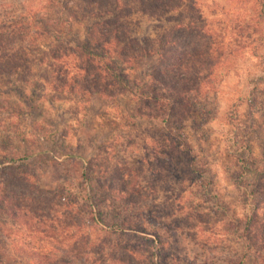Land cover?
<instances>
[{
	"label": "rangeland",
	"instance_id": "1",
	"mask_svg": "<svg viewBox=\"0 0 264 264\" xmlns=\"http://www.w3.org/2000/svg\"><path fill=\"white\" fill-rule=\"evenodd\" d=\"M194 2L200 32L175 40L163 60L156 55L163 46H154L146 70L164 75L152 83L148 106L141 91L120 93L73 58L68 73L60 71L44 54L56 44L51 39L23 53L1 45L0 163L22 172H0V189L28 212L15 225L0 219L1 264H62L61 257L113 264L109 257L126 245L138 254L129 264H146L151 254L157 264H264V181L255 207L239 189L244 160L264 177V43L232 44L237 21L255 29L253 0ZM45 6L0 0V22L42 16ZM75 19L65 37L79 57L74 47L89 21ZM128 22L135 38L156 39L154 19L135 13ZM79 68L87 77L77 76ZM134 80L141 88L146 73ZM100 88L108 94H96ZM122 197L136 223L129 233L111 226L124 214ZM91 199L101 220L84 207ZM249 229L257 244L246 238Z\"/></svg>",
	"mask_w": 264,
	"mask_h": 264
},
{
	"label": "trees",
	"instance_id": "2",
	"mask_svg": "<svg viewBox=\"0 0 264 264\" xmlns=\"http://www.w3.org/2000/svg\"><path fill=\"white\" fill-rule=\"evenodd\" d=\"M64 1L44 0L46 6L42 16L34 14L29 18L24 13H20L16 19L11 17L8 25L5 21H3V24L0 22V48H2L1 45L3 43L9 41L11 45H17L18 51L23 53L27 52L33 45H36L38 41L44 38L51 39L56 44L50 46V51H46L44 54L54 65L58 64L56 66H58L60 71L65 69V72L68 73L69 68L67 67L73 58V61L80 62L81 65L90 66L92 72L96 73V75L104 76L109 82L108 85L114 87L120 93L135 94L136 91H141L142 95L139 98L144 103V106H148L147 102L153 98L150 96L156 92L152 87V83L156 77L164 75V71L160 69L155 71H153L154 69L146 70L148 62L152 60L155 54L153 51L154 46H163L162 51L156 52L159 60H163L166 54L164 49H170L176 42L175 40H179L187 34L197 33L194 31L200 32L201 30L196 25L200 17L197 15L199 9H195L194 0L186 2L183 7L180 6V4L184 3L183 0H67L70 2L68 7L63 5ZM253 5L256 22L254 25L255 29H249L250 25L243 20L237 21L233 26L234 34L232 39L235 49H241L247 44L249 46L257 44V47H262L264 43V32H261L260 29V24H264V0H253ZM180 7L183 9H180ZM51 11L52 13L50 14ZM173 12L176 15H170ZM135 13L154 19L157 22L156 39H148L147 37L135 38L132 36L128 17L130 18ZM77 15L80 20L89 21L84 31V39L77 41V45L74 47L75 52L79 53V57H75L74 52L68 50L70 49V41L65 37L71 34L73 24H76L75 18H77ZM163 22L170 23V25H162ZM47 26H51V33L42 29V27ZM53 36H56V38ZM212 42H208L207 50L212 45H215L214 40ZM229 53L231 54L232 51L229 50ZM15 56H17L16 53L11 58H16ZM40 57L42 61L44 55H40ZM180 61H182L181 56ZM181 66L182 62L179 64V67ZM60 71H58L59 74ZM144 73H146V81L141 83L142 87L140 88V85L134 79L140 75L142 78ZM83 74L85 75V70L79 68L77 76L80 77ZM85 76L87 77V75ZM184 76H187V74H184ZM104 92H107V90L100 88L96 94H108ZM12 163L10 160L7 162V166H3L4 163H0V172H3L8 177L21 175V169ZM240 177L239 189L243 199L246 203H250L252 207H255V197L260 194L261 182L264 181L263 174L261 171L250 168L244 160L241 165ZM86 182L87 191L94 193V187H92L91 182L89 180H86ZM122 199L124 202L120 203V212L124 214H120L118 222L114 223V225L111 224V226L117 227L121 232L129 233L132 229H135L134 227L136 226L134 224L136 223L129 215H125L126 213L129 214V212L125 204V198L122 197ZM18 201L12 192L9 193L0 189V219L2 225L8 219H12V223L15 225V222L20 221L21 217L25 218L27 216L28 212L24 210L25 207H22ZM84 207L89 209L91 214H96L100 220L103 218L101 210L98 209L93 199L86 201ZM251 219L253 220L254 218ZM99 223L102 222L99 221ZM247 235L246 238L251 243L257 244L259 242V238L253 234L251 229L247 231ZM143 241L149 242L148 239H143ZM127 246L121 249L124 254L120 253L121 255L109 257L113 264H129L133 255H138L133 247L129 249ZM38 258L43 260V258L49 257L40 255ZM64 258L66 257L59 258L58 262L62 264L70 263V259ZM144 260H147L146 264L158 263L154 254ZM240 264H242L241 260Z\"/></svg>",
	"mask_w": 264,
	"mask_h": 264
}]
</instances>
